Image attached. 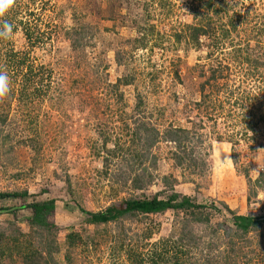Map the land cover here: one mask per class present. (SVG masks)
<instances>
[{
	"label": "rangeland",
	"instance_id": "obj_1",
	"mask_svg": "<svg viewBox=\"0 0 264 264\" xmlns=\"http://www.w3.org/2000/svg\"><path fill=\"white\" fill-rule=\"evenodd\" d=\"M32 1L0 16V264H264V225L234 224L264 216V0ZM172 194L202 222L89 223Z\"/></svg>",
	"mask_w": 264,
	"mask_h": 264
},
{
	"label": "trees",
	"instance_id": "obj_2",
	"mask_svg": "<svg viewBox=\"0 0 264 264\" xmlns=\"http://www.w3.org/2000/svg\"><path fill=\"white\" fill-rule=\"evenodd\" d=\"M23 0H14V4L12 5V9L19 4L22 3ZM32 1V0H31ZM34 2V1H32ZM46 5V4H45ZM43 6L42 8H44ZM22 9H26L25 3L22 7H19ZM14 11H18L17 8ZM26 11H29L26 9ZM29 16H36L34 13L29 12ZM37 23H40L39 17L37 18ZM23 26H25L28 30L30 28V22H21ZM37 26V25H36ZM37 28V27H35ZM27 34V39H31V34ZM38 39V37H37ZM12 64H14L16 67H18V63H21L26 60V57H24L22 60L18 61L16 60L13 62V59H17L18 55L13 54L10 56ZM14 57V58H13ZM28 72L24 74L26 78H30V80H27L28 82L32 80L34 81V74H33V67L28 68ZM37 74V73H36ZM31 84H25L22 87V95L27 96L28 98H32V96L35 93L41 94V89L39 87H34V91L31 92L30 89ZM32 90V89H31ZM138 189H140V186H137ZM7 197H17L18 195H6ZM29 208L33 212V217L30 221V226L33 228H40V229H50L52 225L48 223V216L49 214L55 209V202L47 201L42 203H34L29 206ZM203 209L200 205H195L192 203V201L188 197H180L179 194H172L166 199H160L159 197H154L152 199H130L121 202L118 205H114L107 209L105 213H99V214H90V224H99V223H107L109 221H113L117 218L123 217V216H139V215H157V214H163L167 211L174 210V211H186V213L189 214L192 218L196 219L198 222H202L201 218L198 216L199 212ZM233 214V212H231ZM209 222L208 218L206 217L203 219ZM234 224L237 227V229L242 233L246 234L250 229H254L257 227H260L264 225V216L261 218L252 217V216H243V215H234ZM70 238H75V236H71ZM37 253V252H36ZM181 253L182 255H185V251H179L178 254ZM177 258V257H176Z\"/></svg>",
	"mask_w": 264,
	"mask_h": 264
},
{
	"label": "clouds",
	"instance_id": "obj_3",
	"mask_svg": "<svg viewBox=\"0 0 264 264\" xmlns=\"http://www.w3.org/2000/svg\"><path fill=\"white\" fill-rule=\"evenodd\" d=\"M14 4V0H0V16ZM12 32V25L4 22L0 25V37L7 38ZM9 77L5 71H0V99H4L9 94Z\"/></svg>",
	"mask_w": 264,
	"mask_h": 264
}]
</instances>
